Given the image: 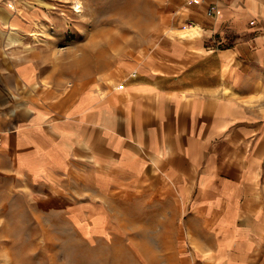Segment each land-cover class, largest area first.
<instances>
[{
  "label": "crops",
  "instance_id": "crops-1",
  "mask_svg": "<svg viewBox=\"0 0 264 264\" xmlns=\"http://www.w3.org/2000/svg\"><path fill=\"white\" fill-rule=\"evenodd\" d=\"M30 1L0 0L8 195L64 211L82 234L105 216L96 235L120 226L111 198H152L189 264H264V0H193L198 37L124 62L117 86L60 88L38 59H14L40 15Z\"/></svg>",
  "mask_w": 264,
  "mask_h": 264
},
{
  "label": "rangeland",
  "instance_id": "rangeland-1",
  "mask_svg": "<svg viewBox=\"0 0 264 264\" xmlns=\"http://www.w3.org/2000/svg\"><path fill=\"white\" fill-rule=\"evenodd\" d=\"M30 2L26 9L40 15L32 33L15 45L14 59H38L45 82L59 88L117 86L126 75L124 62L142 61L175 36L192 39L202 31L187 23L188 0ZM152 201L111 198L118 229L96 235L105 225L102 216L82 234L64 211L38 207L0 186V264H189L175 244L173 222Z\"/></svg>",
  "mask_w": 264,
  "mask_h": 264
},
{
  "label": "built area",
  "instance_id": "built-area-1",
  "mask_svg": "<svg viewBox=\"0 0 264 264\" xmlns=\"http://www.w3.org/2000/svg\"><path fill=\"white\" fill-rule=\"evenodd\" d=\"M193 0H188V4H192L193 2H192ZM208 14L209 15H215L216 14V4H213L212 6H210V8H209V10H208ZM188 20V24L190 25V26H192L193 24H196L194 21H192V20H189V19H187ZM186 20V21H187ZM133 75H135V73L133 72L132 73V76ZM0 144H1V136H0Z\"/></svg>",
  "mask_w": 264,
  "mask_h": 264
},
{
  "label": "bare ground",
  "instance_id": "bare-ground-1",
  "mask_svg": "<svg viewBox=\"0 0 264 264\" xmlns=\"http://www.w3.org/2000/svg\"><path fill=\"white\" fill-rule=\"evenodd\" d=\"M33 35H34V38L36 39V40H38V36L36 35V34H34L33 33ZM190 35H191V33H190ZM34 40V39H33ZM35 41V40H34Z\"/></svg>",
  "mask_w": 264,
  "mask_h": 264
}]
</instances>
